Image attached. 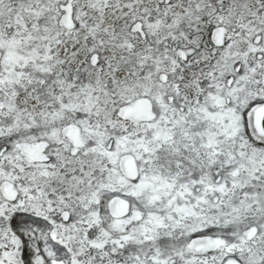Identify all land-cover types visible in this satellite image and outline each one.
Here are the masks:
<instances>
[{
    "label": "rangeland",
    "instance_id": "rangeland-1",
    "mask_svg": "<svg viewBox=\"0 0 264 264\" xmlns=\"http://www.w3.org/2000/svg\"><path fill=\"white\" fill-rule=\"evenodd\" d=\"M0 264H264V0H0Z\"/></svg>",
    "mask_w": 264,
    "mask_h": 264
}]
</instances>
